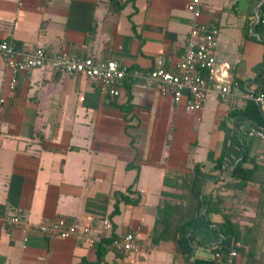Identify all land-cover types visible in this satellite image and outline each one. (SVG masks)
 <instances>
[{"label": "crops", "instance_id": "1", "mask_svg": "<svg viewBox=\"0 0 264 264\" xmlns=\"http://www.w3.org/2000/svg\"><path fill=\"white\" fill-rule=\"evenodd\" d=\"M115 1L123 7L112 0H0V44L10 39L24 47L20 51L116 60L142 73L165 55L174 69L195 23L187 9L191 0ZM203 1L198 22L219 31L217 61L236 85L227 101L212 94L198 112L162 96L142 77H128L118 85L120 94L111 96L97 80L37 69L21 73L11 89L12 73L0 52V264H95L97 250L86 241L38 232L39 224L59 218L96 231L109 219L112 234H137L138 251L109 252L100 264H173L176 258L194 264L215 259L212 250L222 242L237 252L238 264L245 263L241 255L248 246L221 233L225 209L217 193H234L232 172L245 153L243 142L264 166V140L250 135L248 120L230 116L247 107L246 95L264 92V0ZM219 157L223 171L215 169ZM196 164L202 166L196 188L204 198L196 219L202 230L181 231L180 253L171 242L153 246L162 193L174 192L165 176L190 173ZM257 191L247 192V205H258L263 194ZM115 192L131 199L140 194L142 202H120L114 215ZM240 199L245 193L225 205L257 217ZM7 216L21 218L22 225L5 228Z\"/></svg>", "mask_w": 264, "mask_h": 264}, {"label": "built area", "instance_id": "2", "mask_svg": "<svg viewBox=\"0 0 264 264\" xmlns=\"http://www.w3.org/2000/svg\"><path fill=\"white\" fill-rule=\"evenodd\" d=\"M203 0H191L187 5L188 11L193 15L195 23L187 38L185 52L181 61L169 70L165 55L156 57L153 69L146 73L129 71V68L119 61H97L90 57L60 51L55 55L48 54L44 49L35 51H20L7 42L0 44V52L5 56L8 68L12 73L11 89L17 84L21 73L33 70L50 69L53 72L80 75L101 82L103 93L111 96L120 94L118 85L128 77L144 78L149 86L155 87L162 96H172L176 104L184 103L191 112L201 111L212 94H216L221 101H227L231 96L232 87L236 85L229 70L220 67L217 61V37L219 31L198 20L203 14ZM264 25V19L261 21ZM246 99L257 103L264 110V92L246 95ZM264 140V133L256 130L250 132ZM5 228L20 226L19 217L7 216L2 219ZM38 232L48 237L61 239L84 240L91 247L97 243H105L107 232L112 234L113 226L109 219L103 221V230L96 231L90 226L80 222L69 221L66 218L39 224ZM110 246L122 253H133L139 250V238L134 231L111 240ZM238 256L233 251L230 259ZM222 260L220 254L215 255Z\"/></svg>", "mask_w": 264, "mask_h": 264}, {"label": "trees", "instance_id": "3", "mask_svg": "<svg viewBox=\"0 0 264 264\" xmlns=\"http://www.w3.org/2000/svg\"><path fill=\"white\" fill-rule=\"evenodd\" d=\"M115 5L118 8H122L123 6L120 5L115 0H112ZM264 19V16L260 18V24L261 21ZM10 44H13L17 49L24 50V47H22L21 44H16L15 42L11 41L10 39L7 40ZM171 70V69H169ZM128 108V107H127ZM126 108V109H127ZM231 117H243L246 120H248L253 125V130L260 131L264 133V110L261 109V107L253 102L248 101L247 107L243 110H236L230 113ZM243 146L245 149V153L243 155V158L241 161L233 168L232 177L237 179L238 182L232 187L233 190H245L248 188V186L251 183H254L258 179V175H264V166L258 162V158L256 157H250L248 154L246 143L243 142ZM215 169L219 171H223L225 160L223 157L215 158ZM249 162L251 164V167H245V163ZM129 168H134L139 170V165L136 163H131L128 166ZM201 164H196L190 173H171L167 174L164 179V185L168 188H171L174 190V192H163L160 205L158 207L157 212V220L156 225L153 230L152 234V245L153 246H159L162 243L170 242L171 240L177 241L179 244V233L187 228L188 226L192 225L194 221L198 218L201 212V207L204 203V198L199 197L197 193V184L199 180V175L201 173ZM262 181V182H261ZM262 184V186H261ZM260 189L259 192L263 194L261 198L264 199V177L263 180L259 181ZM129 192H132V188H129ZM176 191H180L181 193H178ZM183 191H189L193 197L197 200V215L195 219L190 220L185 225H182L181 227L174 228V219L175 215L179 211V208L177 205L173 203V200L183 199ZM238 194V195H237ZM236 197L233 198V200L240 198L239 192H237ZM235 195V194H234ZM115 197L117 199V203L115 206V210L113 212L114 215H117L120 213L119 209V203L120 202H126L131 205H138L142 202V196L138 194V196L135 199H131L128 195L121 193V192H115ZM234 200V201H235ZM219 202L222 204V198H219ZM260 202V200H259ZM259 205V213L257 215L258 221L256 220L255 223H253L251 226L248 225H240L238 222H236L235 218L230 219L227 216L228 211H224L223 216V226L225 231L221 230V233L225 236L232 237L236 243L243 242L246 246H248V251L244 252L241 257L244 258L245 263L244 264H257L258 261H261L260 258L264 257L263 250L261 252H257L255 247H258V245L264 244V235H259V223L264 224V205L262 204V200ZM223 231V232H222ZM116 238L115 234H112L111 238H106L105 243H97L93 246L97 250L98 259L95 262V264H100L103 262L104 257L109 252H116L121 254L122 252L116 251L113 247L110 246L111 240ZM262 238V239H261ZM78 242L83 243L84 240H78ZM260 247V246H259ZM214 255L220 254L222 256V262L229 263L230 260V254L233 252L231 249L227 248L222 242L221 244L217 245L215 248H213ZM123 254V253H122ZM217 259L213 260H202V259H195L194 264H216ZM80 264H91L88 263L86 260H83Z\"/></svg>", "mask_w": 264, "mask_h": 264}, {"label": "rangeland", "instance_id": "4", "mask_svg": "<svg viewBox=\"0 0 264 264\" xmlns=\"http://www.w3.org/2000/svg\"><path fill=\"white\" fill-rule=\"evenodd\" d=\"M263 177H264V175L259 174L257 180H259V181L260 180H263ZM259 181H256V182L250 184L249 189H245L242 192H240L241 190H234V193L233 194L226 195V196H221L219 193H217L218 198H222V207L225 209V211H228L227 216L230 219H232V218L237 219V218L240 217L242 219H246V221H250V223H255L256 220L258 221V218L257 217H255V216L247 217L245 215H242L241 213L239 214L233 208L226 207L227 204L225 205V203H231L232 201H234L235 199L233 200V198L236 197L237 192H239V195L245 193V199H240V201L241 200H244L245 201L244 206H248L249 208H252V209L256 210V212L258 214L259 213V205H257V201L256 200L255 201L254 200L253 201L250 200L251 201L250 202L251 205H247V192H257L258 193L257 190H262V189L259 188V186H260L259 185ZM261 186H262V184H261ZM176 192L181 193L180 191H176ZM261 200H262V204L264 205V199L261 198L260 199V202H261ZM260 202H259V204H260ZM173 203L175 204V206L177 205V207L179 208V211L175 215V219H174V222H175L174 225L175 226H174V228L181 227L182 225H185L190 220H193V219L197 218L196 217L197 212H198L197 211V200L195 199V197H193L191 195V193L189 191H185V192L183 191V199L182 200H179V199H176L175 200L174 199L173 200ZM201 212H202V207H201ZM201 212H200V214H201ZM258 223H259L258 227L260 228L259 229V235L260 234H263L264 235V224L263 223H260V222H258ZM190 227H191V230L196 231V230L200 229V231H201L202 228H203V225L200 222L196 221L192 225H190ZM180 233H179V235H180ZM170 242L173 244V246L176 249V251L178 253H180L181 246H179V244L177 243V241L171 240ZM255 248H256L257 252H261L262 250L264 252V244L258 245V247H255ZM263 252H261V253H263ZM180 260L178 258H176L174 260L173 264H182L180 262ZM238 260H239V256H237L236 258L230 260V262L227 263V264H238ZM260 260L261 261H258L257 264H264V257H261ZM183 262H185V261H183ZM185 264H187V263L185 262Z\"/></svg>", "mask_w": 264, "mask_h": 264}]
</instances>
